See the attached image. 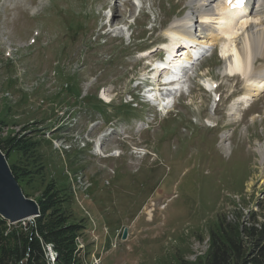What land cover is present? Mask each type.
Returning <instances> with one entry per match:
<instances>
[{
    "label": "rangeland",
    "instance_id": "rangeland-1",
    "mask_svg": "<svg viewBox=\"0 0 264 264\" xmlns=\"http://www.w3.org/2000/svg\"><path fill=\"white\" fill-rule=\"evenodd\" d=\"M189 1L0 0V140L23 129L40 136L43 169L17 182L34 200L52 180L68 197L72 221L85 225L76 237L85 264L194 262L218 216L264 208V80L225 103L242 84L219 72L224 23L207 24L208 55L173 85L181 95L169 113L128 103L158 41L193 11ZM209 76L222 83L214 112ZM6 160L24 167L15 151Z\"/></svg>",
    "mask_w": 264,
    "mask_h": 264
},
{
    "label": "trees",
    "instance_id": "trees-1",
    "mask_svg": "<svg viewBox=\"0 0 264 264\" xmlns=\"http://www.w3.org/2000/svg\"><path fill=\"white\" fill-rule=\"evenodd\" d=\"M33 133L27 134L23 129L0 140L5 156L15 151L24 161L20 171L13 165L10 167L17 180L32 173L28 167L43 169L40 136ZM36 201L40 213L25 226H14L0 217V264H48L46 246L49 244L56 252L54 264H85V253H79L76 245V237L85 225L72 221L68 197L52 180ZM180 264H264V208L248 209L246 216L237 210L232 219L218 216L208 231L204 257L194 262L181 260Z\"/></svg>",
    "mask_w": 264,
    "mask_h": 264
},
{
    "label": "bare ground",
    "instance_id": "bare-ground-1",
    "mask_svg": "<svg viewBox=\"0 0 264 264\" xmlns=\"http://www.w3.org/2000/svg\"><path fill=\"white\" fill-rule=\"evenodd\" d=\"M212 3L213 1L210 0H191L189 4L192 6L193 11L187 12L185 17L175 21L172 26L175 31L173 35L166 32V35L170 37L171 41L164 47L171 52L166 56L165 62L168 63V67H166L169 71L166 70L163 79L168 82L170 79L174 80L173 84L179 82V77L177 76L179 71L181 73L182 68L180 65L184 62L186 57L188 58L186 55L189 52H182V57L178 56L175 52L178 44L180 43L183 46L181 49H185V51L186 49H193L191 47L196 44L200 47L202 42H204L203 39L208 35L206 32L207 28H205V26H207L206 24L218 20V23H224L221 27L218 25L220 29H222L221 32L224 36V39L221 40L222 47L220 50L224 64L226 60V64L223 67L224 71L239 73L242 80L245 82V86L249 89V86H251L253 82H256L258 79L260 81L264 80V0H259L258 2L254 0V3L250 6L249 16L242 15V10L240 8L229 9L224 2H221L222 9L219 10L220 13H217L218 16L217 14L214 16L208 11V7ZM195 13H197L196 17H194ZM207 15L212 16L208 18L206 17ZM240 18L242 19L241 21L238 20ZM193 27L196 28L197 37L198 39L200 38L199 40L193 36ZM171 30L172 29H170V31ZM213 40H215V38ZM154 66L158 67L159 63L156 62ZM223 68L220 69V73H223ZM170 70L174 71L171 72ZM155 90H157V88H155ZM164 90H167V88ZM157 95L158 97L160 96L159 93H157ZM148 96L149 95H147V97ZM161 99H163V97ZM161 103L163 104V108H168V105H165L167 102H164L165 104L159 102L158 104L161 106ZM83 248L84 247H79L78 252L82 253ZM52 252L54 256L51 257V260L54 261L56 252L53 250Z\"/></svg>",
    "mask_w": 264,
    "mask_h": 264
},
{
    "label": "water",
    "instance_id": "water-1",
    "mask_svg": "<svg viewBox=\"0 0 264 264\" xmlns=\"http://www.w3.org/2000/svg\"><path fill=\"white\" fill-rule=\"evenodd\" d=\"M39 213L38 202L25 196L0 149V217L12 224L37 217ZM126 235L124 228L122 238Z\"/></svg>",
    "mask_w": 264,
    "mask_h": 264
},
{
    "label": "built area",
    "instance_id": "built-area-1",
    "mask_svg": "<svg viewBox=\"0 0 264 264\" xmlns=\"http://www.w3.org/2000/svg\"><path fill=\"white\" fill-rule=\"evenodd\" d=\"M22 221V220H21ZM77 240V249H78V246H79V243H80V240L79 239H76ZM100 262V257H98V258H96L95 260H94V263L95 264H99V262Z\"/></svg>",
    "mask_w": 264,
    "mask_h": 264
}]
</instances>
